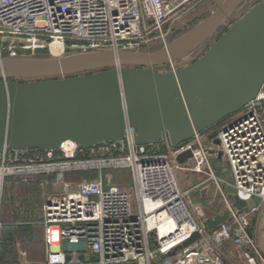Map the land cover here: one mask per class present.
<instances>
[{
    "label": "built area",
    "instance_id": "1",
    "mask_svg": "<svg viewBox=\"0 0 264 264\" xmlns=\"http://www.w3.org/2000/svg\"><path fill=\"white\" fill-rule=\"evenodd\" d=\"M194 1L0 0V59L120 51L161 31ZM173 62L168 72L180 69ZM263 93L216 127L220 145L209 141L212 131L178 146L167 137L161 144L137 145L135 131L129 129L121 142L90 148L66 142L54 151L5 148L0 155V232L5 182L13 178L27 184L48 175L66 190L43 206L48 251L40 264H232L226 257L229 245L241 251L246 264H264L256 238L264 216ZM187 151H192V158L179 164L177 157ZM219 151L231 182L218 177L213 168ZM178 167L204 173L208 178L202 184L214 181L220 189L227 184L233 189L230 195L247 206L237 209L222 191L225 209L219 215L227 212L229 218L210 229L200 207L191 208L196 216L190 212L177 181ZM92 169L129 170L130 190L108 188L103 177L66 180L67 173ZM195 232L200 239L182 247ZM56 246L61 249L54 251ZM20 257L26 260L27 252Z\"/></svg>",
    "mask_w": 264,
    "mask_h": 264
},
{
    "label": "water",
    "instance_id": "2",
    "mask_svg": "<svg viewBox=\"0 0 264 264\" xmlns=\"http://www.w3.org/2000/svg\"><path fill=\"white\" fill-rule=\"evenodd\" d=\"M243 1L224 0L155 52L0 59V155L5 148L54 151L67 141L83 148L121 142L129 129L137 145L161 144L167 137L178 146L209 130V141L220 145L214 128L264 89V0L220 28ZM216 30L219 39L195 61L176 72L155 69L189 55ZM192 156L184 152L177 162L186 164ZM230 199L239 210L247 206L235 195ZM228 218L226 212L208 218L207 225L215 229ZM198 239L195 232L182 247Z\"/></svg>",
    "mask_w": 264,
    "mask_h": 264
},
{
    "label": "rangeland",
    "instance_id": "3",
    "mask_svg": "<svg viewBox=\"0 0 264 264\" xmlns=\"http://www.w3.org/2000/svg\"><path fill=\"white\" fill-rule=\"evenodd\" d=\"M224 0H195L184 6L180 13L168 20L153 34L144 38L141 44L126 45L123 50L133 52H155L185 35L200 22L208 18ZM262 0H244L222 23L220 28H229L234 22L244 16L255 4ZM220 37L219 30L213 32L199 47L189 55L173 62L175 67L181 68L201 57ZM28 58H49L46 55L29 56ZM172 63H168L155 69L162 72L170 71ZM264 91V89H263ZM216 129V128H214ZM212 130L206 131L205 135ZM213 168L218 177L231 182L229 172L223 173L226 163L224 159H213ZM106 187H122L129 189L132 176L129 170H100L77 171L66 174L67 181L79 182L82 180L100 179ZM176 177L180 190L186 194L188 208L193 216L194 208L200 207L202 216L211 218L214 212L225 209V195L233 193V189L227 184L221 185V189L214 181L202 184L208 176L204 173L176 168ZM54 176L40 175L31 182L24 184L20 180L10 178L4 184L2 202L3 229L0 232V261L7 264H36L45 262L47 246L45 244V231L42 225V209L45 202L58 193L64 192L63 183L54 185ZM193 210H192V209ZM259 238L264 239V224L259 223L256 231ZM256 236V237H257ZM264 248V246H263ZM54 251L61 248L54 247ZM227 253L232 256L228 260L232 264H246L241 257V251L234 246H227ZM27 252L26 260L20 257L21 252ZM264 253V249H263Z\"/></svg>",
    "mask_w": 264,
    "mask_h": 264
},
{
    "label": "crops",
    "instance_id": "4",
    "mask_svg": "<svg viewBox=\"0 0 264 264\" xmlns=\"http://www.w3.org/2000/svg\"><path fill=\"white\" fill-rule=\"evenodd\" d=\"M218 159H222V158H219L218 157ZM226 163V162H225ZM225 167H226V165H225ZM225 167L223 168V173H226V169H225ZM205 180H203L202 182H204ZM201 182V183H202ZM205 184H207V183H205ZM46 203V202H45ZM223 212V210L221 211V210H218V211H216V212H214V214H213V216L212 217H215V216H217V215H219V214H221ZM42 219H43V215H42ZM259 223H263L264 224V216L263 217H261L260 219H259V221H258V224ZM257 236V235H256ZM257 238V241H258V244H259V246L261 247V249L263 250L264 248H263V246H264V239L263 238H259L258 239V236L256 237ZM231 246H233V245H231ZM227 251V250H226ZM226 257H227V259L228 260H230V259H232L233 261H235V262H237L236 260H234L233 258H232V256L230 257V255L226 252ZM36 264H40V262H37Z\"/></svg>",
    "mask_w": 264,
    "mask_h": 264
},
{
    "label": "bare ground",
    "instance_id": "5",
    "mask_svg": "<svg viewBox=\"0 0 264 264\" xmlns=\"http://www.w3.org/2000/svg\"><path fill=\"white\" fill-rule=\"evenodd\" d=\"M264 94V93H263ZM74 145V142H72V141H68V142H66V146H69V145ZM186 217H187V219H188V221H189V215L186 213Z\"/></svg>",
    "mask_w": 264,
    "mask_h": 264
}]
</instances>
